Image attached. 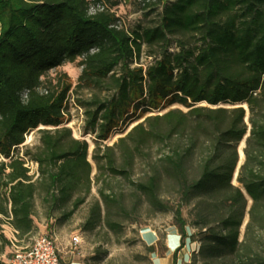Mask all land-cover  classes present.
<instances>
[{
    "label": "trees",
    "instance_id": "16d2710c",
    "mask_svg": "<svg viewBox=\"0 0 264 264\" xmlns=\"http://www.w3.org/2000/svg\"><path fill=\"white\" fill-rule=\"evenodd\" d=\"M161 1L156 26L128 32L102 0L96 2L103 10L94 14L88 0H0V255L10 244L1 230L3 218L19 238L33 227L38 187L24 160L14 155L29 131L45 128L32 154L45 198L66 203L78 194L72 214L90 191L88 145L61 127L72 85L66 74L43 79L79 59L76 87L107 94L80 102L85 131L97 146L131 116L166 110L145 117L105 146L102 156L95 151L97 169L129 179L135 155L153 145L168 148L149 176L132 182L135 193L154 212H167L159 189L164 180L172 182L182 198L174 211L181 239L187 225L180 208L194 202L198 255L206 261L229 256L236 264H263L246 253L250 231L264 221V0ZM143 45L158 49L150 54L157 56L145 68H132ZM173 104L186 111L168 109ZM242 104L250 130L234 185L238 145L247 134ZM98 194L106 208L116 205L122 212L105 189ZM248 201L249 222L239 242ZM100 220L96 204L84 230H93Z\"/></svg>",
    "mask_w": 264,
    "mask_h": 264
},
{
    "label": "rangeland",
    "instance_id": "374dc122",
    "mask_svg": "<svg viewBox=\"0 0 264 264\" xmlns=\"http://www.w3.org/2000/svg\"><path fill=\"white\" fill-rule=\"evenodd\" d=\"M102 1L105 6L116 12L120 20L119 25L128 32L135 30L138 26L142 28L156 26L163 7L161 0ZM147 4L149 5L146 6ZM153 51H158V49H151L143 45L140 57L134 60L132 68L149 66L157 56L156 54L150 56ZM78 62L79 59L72 64L65 63L49 71L43 79L48 82L66 74L68 82L72 85L71 91L67 95L65 116L61 127L68 128L73 139L84 140L88 145L87 161L92 167L90 191L85 196L84 203L72 214L69 213L73 209V202L78 194H74L72 199L66 203L53 201L49 197L45 198L42 186L39 185L38 167L32 159V154L41 146L40 130L45 128L39 127L29 131L25 135L23 145L15 150L14 155L24 160L25 167L28 168V175L38 187L33 202V227L29 234L19 238L13 232L8 221L3 218L4 223L1 230L10 240V244L0 255V264H10L16 250L29 246L40 236L54 240L58 250L59 264H172L174 256H176V264H236L229 256L219 260L206 261L201 255H198L200 241L199 237L195 235L197 229L191 225L194 202L182 205L180 208L182 218L187 225L186 238H180L181 234L175 222L174 211L180 207L182 198L172 182L164 180L159 189L160 198L170 208L167 212H154L145 199L135 193L132 182H139L149 176L155 169L154 166L159 158L168 152V148L153 145L146 148L142 154L135 155L128 169L129 179L112 175L104 167L97 169L96 163L92 159L95 151L96 154L102 156L105 146H113L145 117L160 115L166 110H151L139 116H131L110 134L107 141L98 143L97 146L94 136L85 131V110L80 102L88 101L93 95L104 98L107 94L105 91L93 88L76 87L81 72ZM200 105L204 106L205 104ZM240 106L245 109L244 122L247 125V134L238 145L239 162L232 181L234 185H237V171L244 161L243 149L250 130L247 106L245 104ZM220 107L229 108L231 106L221 105ZM168 109L186 111V108L178 104H173ZM115 154L117 164L121 165L123 161L117 149H115ZM0 161H2L1 158ZM100 189H105L106 194L112 195L119 201L118 205L123 207L122 212L116 205L105 207L98 194ZM96 204L100 206L101 220L93 230L87 232L84 230V226ZM249 206L250 201H248L246 214L240 227L239 242L244 239L245 228L249 222L247 214ZM74 237L80 239L77 246H72ZM249 237L251 246L246 253L247 257L248 255L250 258L258 257L264 264V221L261 225L256 224L253 227ZM147 240L154 242L150 243ZM151 246L154 247L153 254L150 253ZM169 249L173 256L172 253L169 255Z\"/></svg>",
    "mask_w": 264,
    "mask_h": 264
},
{
    "label": "built area",
    "instance_id": "2783aa9c",
    "mask_svg": "<svg viewBox=\"0 0 264 264\" xmlns=\"http://www.w3.org/2000/svg\"><path fill=\"white\" fill-rule=\"evenodd\" d=\"M90 2L89 14L102 11L103 7L96 0ZM80 243L78 237L72 240V246ZM10 264H59V255L54 240L46 236L36 238L29 246L16 250Z\"/></svg>",
    "mask_w": 264,
    "mask_h": 264
},
{
    "label": "crops",
    "instance_id": "0c3cea01",
    "mask_svg": "<svg viewBox=\"0 0 264 264\" xmlns=\"http://www.w3.org/2000/svg\"><path fill=\"white\" fill-rule=\"evenodd\" d=\"M13 232H15V231H13ZM147 241H150V240H147ZM145 242V241H144ZM152 242H154V241H150V243H152ZM146 243V242H145ZM169 252H170V254L169 255H171V253H172V251H170V249H169ZM172 256H173V253H172Z\"/></svg>",
    "mask_w": 264,
    "mask_h": 264
}]
</instances>
